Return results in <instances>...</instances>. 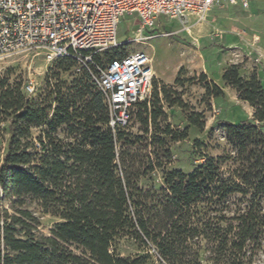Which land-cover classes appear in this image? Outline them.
<instances>
[{
  "label": "trees",
  "instance_id": "obj_1",
  "mask_svg": "<svg viewBox=\"0 0 264 264\" xmlns=\"http://www.w3.org/2000/svg\"><path fill=\"white\" fill-rule=\"evenodd\" d=\"M194 80L203 84V98L223 95L206 73L186 82ZM221 80L252 108L251 120L221 121L232 153L207 158L188 173H164L158 191L140 188L137 178L170 160L166 137H187L185 129L164 123L163 106H178L190 125L205 126L203 113L175 88L183 85L179 77L159 87L153 78L150 97L130 107L142 135L126 131V124L113 131L102 94L86 83L71 97L57 88L31 99L21 83L0 80V138L6 122L9 131L0 162V264H149L151 248L153 264H200L203 240L216 264L264 254V86L255 74L241 75L237 64L226 66ZM39 126L46 128L34 142L30 132ZM143 140L154 159L140 172L123 146ZM236 195L244 204L231 211L227 201ZM26 198L58 219L49 235L35 234L39 220ZM122 243L146 251L125 254Z\"/></svg>",
  "mask_w": 264,
  "mask_h": 264
},
{
  "label": "rangeland",
  "instance_id": "obj_2",
  "mask_svg": "<svg viewBox=\"0 0 264 264\" xmlns=\"http://www.w3.org/2000/svg\"><path fill=\"white\" fill-rule=\"evenodd\" d=\"M248 2L247 8H243L240 4L223 2L215 4L203 21L194 22V18L190 19L186 24L187 29L176 19L159 16L155 29L145 33L151 36L139 41L135 39L138 25L135 22L138 18L125 13L120 16L117 24V44L97 52L93 57L96 64L88 65L95 73L96 67L106 66L111 55L124 56L137 51L147 53L151 57V68L158 87L163 83L174 85V79L179 77L183 85H175V88L182 93V98L190 108L203 113L205 126L203 129H197L187 122L178 106H163L167 114L164 123H169L171 128L177 131L185 129L187 137L179 141L165 138L171 151V158L163 168H155L141 174L136 182L140 188L158 191L163 186L164 173L173 169L188 173L207 158L232 153V148L225 139V132L221 128V121L251 120L252 108L238 100L235 91L223 83L221 70L230 64H237L241 75L249 77L255 74L264 86V0H248ZM232 26L236 30H233ZM199 27L204 29L199 31ZM204 68L206 72L202 71ZM201 72L206 73L208 79H211L209 77L211 75L212 79L217 80L216 83L223 90L222 96L203 98L202 83L196 80L186 82L188 78L197 76ZM3 79L10 84L21 83L23 89L27 84L33 86V92L26 93L31 99L42 98L50 92L54 93L57 88L61 89L65 97H71L85 83L89 85L92 93L99 92L92 81L90 71L83 63L46 61L42 54L21 53L1 61L0 80ZM85 97L87 98L88 94ZM135 110L136 108L132 107L125 129L133 135H142L141 125L134 116ZM45 128L39 126L31 129L30 136L34 142ZM59 136L62 137L63 133H59ZM8 141L9 131L6 122L0 138V162L6 152ZM148 142L149 140H143L133 147L123 146L129 150V156L133 158L135 171H144L148 157L154 159L150 154L151 146H145ZM226 168L225 166L224 169ZM240 198L241 196L236 195L227 201L231 211L244 204V201H238ZM25 204L39 220L35 234L49 235L58 219L44 213L33 199L26 198ZM7 205L8 202H5V206ZM231 211L227 213L231 214ZM199 246V263L216 264L208 259L210 252L207 250L206 241H201ZM119 250L125 254L146 251L132 243L126 246L122 243ZM147 252L151 256L149 264H153L155 252L152 248ZM244 264H264V254L261 250H256L244 261Z\"/></svg>",
  "mask_w": 264,
  "mask_h": 264
},
{
  "label": "built area",
  "instance_id": "obj_3",
  "mask_svg": "<svg viewBox=\"0 0 264 264\" xmlns=\"http://www.w3.org/2000/svg\"><path fill=\"white\" fill-rule=\"evenodd\" d=\"M249 6L248 0H0V62L21 53L42 54L46 61L70 58L90 71L108 111L109 125L127 123L129 109L149 98L154 72L151 57L137 51L109 59L93 73L94 55L116 45L125 13L138 18L137 41L149 38L159 16L176 19L187 29L189 16L203 21L218 3ZM26 93L34 87L24 86Z\"/></svg>",
  "mask_w": 264,
  "mask_h": 264
},
{
  "label": "crops",
  "instance_id": "obj_4",
  "mask_svg": "<svg viewBox=\"0 0 264 264\" xmlns=\"http://www.w3.org/2000/svg\"><path fill=\"white\" fill-rule=\"evenodd\" d=\"M135 16V15H134ZM136 17V16H135ZM194 17L193 16H189L188 17V21L190 20V19H193ZM188 21H187V23H188ZM194 22H195V18H194ZM233 22H234V20H233ZM136 24H138V19H136V22H135ZM232 25V24H231ZM138 26V25H137ZM137 26H136V28H137ZM233 27V26H232ZM204 28L203 27H199V31H202ZM233 30H236L235 29V27H233L232 28ZM225 67H223L222 68V70L221 71H223V69H224ZM202 71H204V72H206V70H205V68L202 70ZM222 73V72H221ZM209 77L212 79V77H211V75H209ZM214 82H217V80H214V79H212Z\"/></svg>",
  "mask_w": 264,
  "mask_h": 264
}]
</instances>
